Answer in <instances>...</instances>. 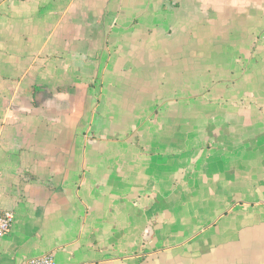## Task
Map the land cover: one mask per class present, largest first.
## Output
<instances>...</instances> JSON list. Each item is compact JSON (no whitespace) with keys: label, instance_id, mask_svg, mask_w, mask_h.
I'll return each mask as SVG.
<instances>
[{"label":"crops","instance_id":"obj_1","mask_svg":"<svg viewBox=\"0 0 264 264\" xmlns=\"http://www.w3.org/2000/svg\"><path fill=\"white\" fill-rule=\"evenodd\" d=\"M0 264H264V0H0Z\"/></svg>","mask_w":264,"mask_h":264},{"label":"built area","instance_id":"obj_2","mask_svg":"<svg viewBox=\"0 0 264 264\" xmlns=\"http://www.w3.org/2000/svg\"><path fill=\"white\" fill-rule=\"evenodd\" d=\"M14 215L11 211L5 210L0 213V237L7 233L12 225ZM23 264H56L52 254H45L38 257L27 258Z\"/></svg>","mask_w":264,"mask_h":264}]
</instances>
